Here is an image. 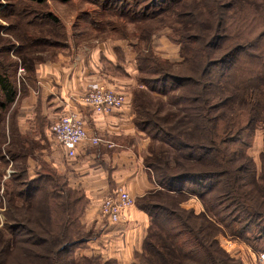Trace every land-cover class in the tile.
Instances as JSON below:
<instances>
[{
    "label": "trees",
    "instance_id": "trees-1",
    "mask_svg": "<svg viewBox=\"0 0 264 264\" xmlns=\"http://www.w3.org/2000/svg\"><path fill=\"white\" fill-rule=\"evenodd\" d=\"M27 1L42 4L45 0ZM86 1L102 10L131 7L129 17L132 13L131 18L140 22L167 14L168 21L173 17L183 24L184 17L195 19L198 26L213 23L211 31L201 28L204 32L198 35L181 37L194 43H180L181 58L176 62L159 59L149 49L137 56L136 79L146 89L133 92L135 124L141 131L150 129L152 140L159 143L149 145L143 157L159 188L134 199L150 222L133 264H244L223 249L219 236L224 223L232 235L252 247L264 241V150L259 171L246 152L255 130L261 126L264 131V56L250 52L257 43H223L225 11L227 3L232 8L233 0ZM240 1L264 11V0ZM31 44L21 43L20 50ZM11 46L6 43L0 51L7 53ZM241 54L247 62L241 61ZM26 59L24 66L34 74L32 62ZM11 63L15 68L17 63ZM8 74L7 69L0 70L2 129L11 108H15L12 120L16 117L14 105L21 95ZM176 90L179 93L174 94ZM151 91L165 100L153 98ZM14 126L11 136L8 130L1 135L10 137L7 145L16 144L18 151L9 147V156L23 158L22 149H32L36 141L22 136L16 121ZM9 182L3 190L7 207L18 208L25 217L15 224L6 219L0 226L1 254L13 256L11 249L16 248L22 255L18 264H119L99 254L81 259L69 256L72 248L90 238L81 222L86 200L79 190L68 187L63 174L43 163L34 179H27L26 169L19 168ZM191 194L203 203L202 211L178 206ZM19 228L33 237L13 238Z\"/></svg>",
    "mask_w": 264,
    "mask_h": 264
},
{
    "label": "rangeland",
    "instance_id": "rangeland-1",
    "mask_svg": "<svg viewBox=\"0 0 264 264\" xmlns=\"http://www.w3.org/2000/svg\"><path fill=\"white\" fill-rule=\"evenodd\" d=\"M227 5H229V10L225 11L227 14L225 16L227 31L223 43H257L255 44L257 48H252L250 52L264 56L263 9L243 3L240 0H233L232 8H230L231 3H227ZM127 9L130 10L132 8ZM127 9L121 10L116 7V10H102L86 0H45L42 4H35L27 0H0V46L6 43H11L12 45L7 53L0 51V70L7 69L10 73L8 75L11 78L14 77L18 88L21 89L18 102L14 105L17 109L16 117L14 116V120H12L10 113L15 111V108H11L5 115V129L4 127L3 129L0 128V157H3L0 159V226L6 219L9 223L15 224L25 217V213L20 212L21 210L18 212V208L7 207L6 196L3 190L5 184L10 183L11 175L19 171V168H25L27 179L32 180L35 177L36 170L43 163L49 165L48 160L43 156L48 153L47 150H50L48 141H39V138H35L36 135L38 136L42 124H44L43 129L46 128L54 140L51 132L53 119L42 117H46V115L39 116L38 107L34 108L35 113L33 110L32 114V108H25L28 102L23 100L24 96L22 95L24 91L27 94L30 90H35L34 88L37 85H35L36 80L32 71H28L26 65L24 66V63H27L26 56L32 62L35 73L36 66L55 59L57 54L72 53L75 47L82 49L83 46L92 45V43H131L136 67L138 53L146 52L147 49L151 50L159 59L176 62L181 58L180 43H194L190 42L191 40L184 42L187 33L189 35H194L195 33L198 35L204 32L203 29L206 32L207 28L210 31L213 29V27H209L210 24L213 25L212 22H209L210 24L206 23L207 26H198L195 19L192 21L184 17L183 19L185 20L183 21L186 23L183 24L173 17H169L170 20L168 21L167 14L157 16V20H153V22H140V19L134 20L131 18L132 13L130 14L131 17H129L128 12L130 11H127ZM151 11L152 8L148 10V12ZM47 13H51L54 18L50 16L46 17ZM159 19L161 20L159 21ZM154 22L156 23L153 24ZM21 43H25V45L26 43L32 44L20 50ZM242 60L248 61L247 57L243 54H241ZM11 61L17 63L15 68L10 67V65H13ZM67 63L66 60H63V62L57 64L63 68L67 66ZM148 75L145 74V76ZM136 81L138 83L137 79ZM235 81L237 83L240 82L238 79H235ZM139 87L146 89L144 85ZM90 89L91 87L84 93ZM151 92H153V98L158 97L165 100L164 95H159L154 91ZM177 93L179 91H174V94ZM35 95L37 96L38 94ZM152 100L155 101L154 99ZM15 121L18 132L21 133L22 131L25 133H21L22 136H30L36 141V144L31 146L33 147L32 149L26 148V151L22 149L23 158L20 156L11 158L9 156L8 149L12 148L18 151L16 144L7 145L10 142V137L7 138L6 136V139H4L1 135L3 130L5 132L8 130L9 136H11L16 130L14 126ZM19 121L21 130L18 128ZM143 134L147 138L146 146L142 152L144 157L149 145L156 144L158 146L159 143L152 140L151 137L154 136H152L153 133L150 129L143 130ZM249 141V147L246 149V152L253 158L259 171L260 155L264 150V131L261 126L255 130ZM185 198V200L178 204L180 208L192 209L196 213L202 211L204 208L203 203L194 194L188 195ZM33 210L37 214L36 209ZM6 213L10 214L9 218L6 216ZM222 225L223 234H220L219 240L225 251L232 256L241 258L244 264H264V260H258V255L264 253V241L259 240L252 247L246 240L244 241V239L232 235L229 231L230 229L224 223ZM86 227L85 232L87 233L86 236L90 238L89 240L98 235L97 228L89 225ZM18 231L20 232L16 237L13 236V238L30 239L33 237L32 234L26 233L21 228ZM5 239L8 240L11 237ZM87 242L78 244L72 248L69 256L74 259H81L83 256L90 257L91 255H96L85 254L84 248L88 244ZM1 248L3 246L0 244ZM11 251L14 253L13 256H7L5 252L0 253V264H18L16 260L22 259L21 253L16 248H12ZM133 263L134 261L131 262V264Z\"/></svg>",
    "mask_w": 264,
    "mask_h": 264
},
{
    "label": "crops",
    "instance_id": "crops-1",
    "mask_svg": "<svg viewBox=\"0 0 264 264\" xmlns=\"http://www.w3.org/2000/svg\"><path fill=\"white\" fill-rule=\"evenodd\" d=\"M130 44L92 43L82 49L75 47L69 54H57L55 59L36 66L35 90L23 97L28 102L25 108H32L31 114L38 107L40 116L46 115L42 117L53 121L69 109L78 110L87 134L100 138L97 144L88 140L81 142L76 155L67 157L65 149L43 129L44 124L35 136L39 141H48L50 150L43 156L49 165L63 174L68 187L79 190L86 200L81 222L97 228L98 235L88 240L85 254H99L119 264L133 262L134 254L141 252L150 220L134 205L119 222L110 223L100 216L102 200L119 186L134 199L159 188L143 163L147 138L135 124L133 92L142 87L136 81L138 70ZM63 60L68 63L61 68L57 63ZM95 85L123 93L124 106L109 114H100L82 105L80 95ZM19 125L20 121V129Z\"/></svg>",
    "mask_w": 264,
    "mask_h": 264
},
{
    "label": "built area",
    "instance_id": "built-area-1",
    "mask_svg": "<svg viewBox=\"0 0 264 264\" xmlns=\"http://www.w3.org/2000/svg\"><path fill=\"white\" fill-rule=\"evenodd\" d=\"M79 102L90 107L95 113L109 114L123 107L126 97L123 93L105 85H95L79 97ZM51 132L54 141L65 149L67 157H74L77 146L85 140L92 144L100 142V138L87 134L83 116L76 109H69L53 121ZM132 206H134V198L119 186L102 200L100 216L110 223H117L124 218L125 211ZM258 256V260H264V253Z\"/></svg>",
    "mask_w": 264,
    "mask_h": 264
}]
</instances>
